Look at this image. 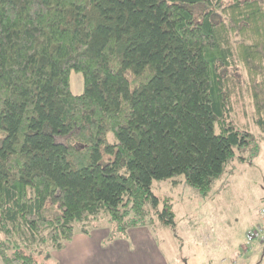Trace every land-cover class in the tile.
<instances>
[{"label": "trees", "instance_id": "1", "mask_svg": "<svg viewBox=\"0 0 264 264\" xmlns=\"http://www.w3.org/2000/svg\"><path fill=\"white\" fill-rule=\"evenodd\" d=\"M246 96L264 137V0H0L3 263L100 213L106 242L174 225L153 182L206 194L253 140L231 117Z\"/></svg>", "mask_w": 264, "mask_h": 264}, {"label": "rangeland", "instance_id": "2", "mask_svg": "<svg viewBox=\"0 0 264 264\" xmlns=\"http://www.w3.org/2000/svg\"><path fill=\"white\" fill-rule=\"evenodd\" d=\"M79 77L83 80L81 74L72 72L75 94L83 89ZM244 100L246 105L235 108L231 117L239 129L253 134V140L226 165L206 194L187 184L183 176L153 182V193L168 198L175 210L174 225L157 221L154 227L146 228L156 238L168 264H229L242 245L252 247L245 242V234L264 206V137L248 97ZM91 225L112 228L104 213L86 222V227ZM82 226V222L76 223L77 232H81ZM39 260L40 264H54L52 257L42 255ZM262 260L264 264V255Z\"/></svg>", "mask_w": 264, "mask_h": 264}, {"label": "crops", "instance_id": "3", "mask_svg": "<svg viewBox=\"0 0 264 264\" xmlns=\"http://www.w3.org/2000/svg\"><path fill=\"white\" fill-rule=\"evenodd\" d=\"M261 221L259 213L252 225ZM110 230L99 226L90 234L76 232L62 250L52 253L54 264H168L156 238L145 227L131 229L126 236L106 242ZM263 255L264 246L254 242L250 248L242 245L239 252H234L233 262L228 263L261 264ZM1 261L0 264H3Z\"/></svg>", "mask_w": 264, "mask_h": 264}, {"label": "built area", "instance_id": "4", "mask_svg": "<svg viewBox=\"0 0 264 264\" xmlns=\"http://www.w3.org/2000/svg\"><path fill=\"white\" fill-rule=\"evenodd\" d=\"M260 215L262 221L252 225L246 233V242L249 245L258 242L264 246V206L260 210Z\"/></svg>", "mask_w": 264, "mask_h": 264}]
</instances>
